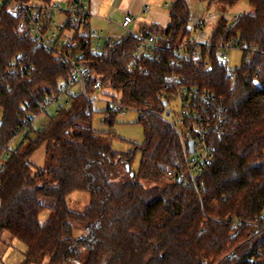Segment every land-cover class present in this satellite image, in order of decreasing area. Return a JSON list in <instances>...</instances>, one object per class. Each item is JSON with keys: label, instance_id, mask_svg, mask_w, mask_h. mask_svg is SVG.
Instances as JSON below:
<instances>
[{"label": "trees", "instance_id": "trees-1", "mask_svg": "<svg viewBox=\"0 0 264 264\" xmlns=\"http://www.w3.org/2000/svg\"><path fill=\"white\" fill-rule=\"evenodd\" d=\"M210 1L233 7L242 0ZM246 1L253 13L233 22L220 17L197 62L174 67L172 53L164 52L161 61L141 62L145 73L134 68L135 37L98 54L76 26H65L75 31L77 46L64 52L81 55L101 80L100 91H111L104 94L114 104L140 114L146 140L128 153L112 148V132L93 129L88 98L60 90L73 77L72 65L36 48L19 29L18 17L1 14L0 239L9 233L26 245L23 264H79L84 253L83 264H253L252 227H233L230 221L264 219V0ZM169 17L167 28L144 32L175 49L192 39L188 0H174ZM195 29L203 28L196 24ZM220 44L242 48L243 61L235 70L219 57ZM177 77L213 92L225 119L222 133L210 135L214 158L203 175L201 195L180 180L184 154L166 116L164 103L175 94ZM59 96L68 98V107L60 106L45 127L35 130L30 117L45 114L52 106L47 102ZM104 113V123L113 126L120 110L108 105ZM42 145L46 166L33 173L31 157ZM137 151L141 164L132 174ZM169 172L177 178H169ZM77 191L90 196L83 212L67 205ZM43 198L56 204L53 218L41 225ZM76 228L84 236L75 238Z\"/></svg>", "mask_w": 264, "mask_h": 264}, {"label": "built area", "instance_id": "built-area-1", "mask_svg": "<svg viewBox=\"0 0 264 264\" xmlns=\"http://www.w3.org/2000/svg\"><path fill=\"white\" fill-rule=\"evenodd\" d=\"M149 12L150 7L144 3L139 15L124 16L121 27L125 31V35L113 36L104 34L90 26L89 0H71L67 6H62L57 2L45 6H36L20 0H0V16L3 13H8L18 17L19 29L33 38L36 48L54 53L72 65L73 77L68 83L61 84L60 90L71 93L74 87L79 86L81 90L78 93L83 94L91 102L95 99L90 98V95L99 92L102 88L101 80L95 78L87 62L79 60L80 54L73 55L71 51L64 52L65 47L72 50L77 46L74 36L65 35L72 28L68 29L65 26L54 28L52 25L53 18L59 13H67L70 18L68 24L76 26L81 32L80 34L88 39L86 44L90 43L93 51L98 54L102 53L106 47L116 46L128 36L135 37L138 44L133 54L134 68L143 73L146 70L141 62L161 61L164 58V54H162L164 52L172 53L169 63L179 68L200 59L202 47L196 40L186 39L175 49H172L170 46L160 44L159 38L152 33L134 32L133 27L137 24L138 16L145 17ZM214 18L213 15L209 14L197 24L200 28H204ZM239 18L240 16L235 19ZM219 48V57L224 61H228L230 51L239 50L243 52L242 48L235 44H220ZM251 53H255V50H252ZM176 81L178 87L171 100L173 98L176 100L177 112L174 113L170 110V116L167 118L180 139L184 154L185 170L180 175V180L185 186L193 187L201 195L206 189L203 175L214 158V146L210 142V135L222 133L225 119L213 92L199 86L185 85L181 83L182 78L180 77H177ZM254 83L256 86H260L257 76ZM90 89L93 90L92 94L88 93ZM61 97L49 100L48 106L62 99ZM168 105L169 103H167V108ZM111 108H118L123 114L128 110L119 104H113ZM37 118L36 116L30 117L31 123L33 124ZM190 142H192V149ZM8 157L9 155L6 156V158ZM3 168L4 164L1 163L0 170ZM168 177L172 180L177 178L171 172L168 173ZM230 221H232L233 227L242 225L252 227L253 238L256 241L254 245L255 256L251 257L252 263L258 264L260 260H264V219L248 222L234 218Z\"/></svg>", "mask_w": 264, "mask_h": 264}, {"label": "rangeland", "instance_id": "rangeland-1", "mask_svg": "<svg viewBox=\"0 0 264 264\" xmlns=\"http://www.w3.org/2000/svg\"><path fill=\"white\" fill-rule=\"evenodd\" d=\"M157 5L163 7L165 3H168L170 6L174 0H154ZM32 5H40L43 3V0H31L29 2ZM146 3V2H145ZM189 10L191 13V23L190 28L193 30L192 39L196 40L199 44H206L212 34V30L215 27V24L218 22L220 17H225L230 22H233L236 17H239L244 14L253 13L252 8L246 0L238 2L233 7H227L225 5L211 3L210 0H188ZM61 14V13H59ZM163 14H168L169 9L164 10ZM209 14L213 15L215 18L207 23V25L202 30H196L195 26L203 18H206ZM54 28H58L54 26ZM228 68L230 70H235L238 68L243 61V52L239 50H233L228 53ZM81 88L76 86L72 89V93L80 92ZM104 93H111V91H99L92 95L90 98L95 99L92 102L93 108V121L92 127L96 132L99 133H109L112 132L114 139L112 142V148L120 153L134 152L136 145H143L146 137L144 133V128L138 123L139 113L136 110H127L123 114L120 111L119 116L116 118L113 126H110L104 123L106 117L105 111L108 108V105L111 106L114 104L111 100V97ZM119 97V95H117ZM56 105H52L48 108L47 112L42 116L38 117L33 122V128L39 130L42 127H45L51 118L55 116L59 107H68L69 104L65 103L68 101V98L65 97L60 100ZM168 109L172 112H177V102L173 98L168 105ZM21 140V137L16 139V142L11 144V147H14L15 144H18ZM142 154L140 151H137L134 155L131 169L132 174H137L140 164H141ZM32 169L33 173L38 172L39 170L45 168L46 166V153L45 146H40L32 155ZM42 203L46 204L47 207L44 208L39 215V223L44 225L54 216L53 207L55 206V201L51 199L43 198ZM90 204V196L86 192H74L67 198V205L69 209L76 212H83ZM84 231L77 230L74 231L75 238H81L84 236ZM27 247L24 243L17 239H13L9 233H4L0 239V264H23L25 261V253ZM83 259L79 264H83V261L86 258L84 253ZM44 264H49L46 261Z\"/></svg>", "mask_w": 264, "mask_h": 264}, {"label": "crops", "instance_id": "crops-1", "mask_svg": "<svg viewBox=\"0 0 264 264\" xmlns=\"http://www.w3.org/2000/svg\"><path fill=\"white\" fill-rule=\"evenodd\" d=\"M71 0H43V3L36 6H45L54 2L67 6ZM150 7L147 16H138L137 24L133 27L134 32H144L150 30L152 26L167 28L170 24L168 14H163V9H169V4L165 3L163 7L157 5L154 0H89L90 26L104 34L113 36H124L125 31L121 23L126 15H139L142 5ZM168 6V7H166ZM67 13L57 14L53 18V27H63L69 22ZM66 36H74V30H68Z\"/></svg>", "mask_w": 264, "mask_h": 264}, {"label": "water", "instance_id": "water-1", "mask_svg": "<svg viewBox=\"0 0 264 264\" xmlns=\"http://www.w3.org/2000/svg\"><path fill=\"white\" fill-rule=\"evenodd\" d=\"M164 106L167 107V103L166 102L164 103ZM166 116L167 117L170 116V110L169 109L166 110ZM190 146H191V149H192V142H190ZM127 170H130L129 165L127 166Z\"/></svg>", "mask_w": 264, "mask_h": 264}]
</instances>
